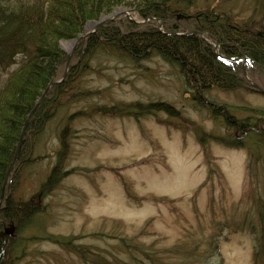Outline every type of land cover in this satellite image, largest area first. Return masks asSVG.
Returning <instances> with one entry per match:
<instances>
[{
	"label": "rangeland",
	"instance_id": "rangeland-1",
	"mask_svg": "<svg viewBox=\"0 0 264 264\" xmlns=\"http://www.w3.org/2000/svg\"><path fill=\"white\" fill-rule=\"evenodd\" d=\"M208 2L237 25L264 29V0H201L196 9ZM130 15L143 20L117 8L100 21ZM97 22L87 31H96ZM78 43L64 39L60 45L73 55ZM94 58L74 86L75 101L30 141L28 158L36 162L18 168L14 200L35 199L40 209L36 225L21 233L40 238L18 264H255L260 236L252 227L260 213L249 197L255 189L264 199V175L255 183L248 150L217 142L227 133L224 123L198 106L164 58L134 61L109 52ZM243 66L239 75L250 87L212 88L206 95L249 117L241 107L264 109V72L250 62ZM8 71L0 69V76ZM158 102L174 106L176 114L127 110ZM58 160L63 177L38 194ZM11 226L19 239L16 222L3 232Z\"/></svg>",
	"mask_w": 264,
	"mask_h": 264
},
{
	"label": "trees",
	"instance_id": "trees-1",
	"mask_svg": "<svg viewBox=\"0 0 264 264\" xmlns=\"http://www.w3.org/2000/svg\"><path fill=\"white\" fill-rule=\"evenodd\" d=\"M200 1L0 0V69H10L4 78L0 76V264H18L28 254L30 242L40 238L37 234L21 237L23 228L36 225L40 209L35 199L15 201L13 183L18 168L31 158L30 141L44 133L60 110L75 101L74 86L91 69V59L98 52L134 61L156 55L176 66L198 106L215 121L224 123L227 133L216 136L220 140L217 142L248 150L254 161L249 172L255 183L264 175V109L241 107L250 114L242 117L206 95L212 88L250 87L239 75L241 62L232 57H246L264 72V29L248 34L242 25L234 23L237 28H233L224 21L226 11L220 14L218 7L209 2L198 10ZM117 8L134 10L142 19L156 21L137 23L126 17L124 21L110 18L99 23ZM158 20L164 21L162 28ZM95 21L96 31L88 32L86 26ZM180 21L187 26L180 25ZM64 39H79L73 55L61 47ZM62 70L65 78L58 81ZM140 108L145 113L161 110L176 114L175 107L164 102L148 107L132 104L127 110L135 114ZM63 133L65 138L66 131ZM36 160L30 159L31 164ZM60 165L58 160L38 194H45L63 177ZM253 197L260 213L259 225L252 227L260 236L256 239L255 264H264V199L255 189L249 199ZM11 222L20 225L19 239L2 230ZM47 236L58 243L68 242L64 237Z\"/></svg>",
	"mask_w": 264,
	"mask_h": 264
},
{
	"label": "bare ground",
	"instance_id": "bare-ground-1",
	"mask_svg": "<svg viewBox=\"0 0 264 264\" xmlns=\"http://www.w3.org/2000/svg\"><path fill=\"white\" fill-rule=\"evenodd\" d=\"M223 12L221 11L220 12V14H222ZM226 16H223V17H221V18H225ZM225 23H227V24H229L230 26H232L233 28H237L236 26H234V21L229 17V16H227V18H225ZM245 27V26H244ZM246 28V27H245ZM247 31H246V33H248V34H250V33H253V30L252 29H249V28H247L246 29ZM213 44H214V46L217 48V42L216 41H214L213 40Z\"/></svg>",
	"mask_w": 264,
	"mask_h": 264
},
{
	"label": "water",
	"instance_id": "water-1",
	"mask_svg": "<svg viewBox=\"0 0 264 264\" xmlns=\"http://www.w3.org/2000/svg\"><path fill=\"white\" fill-rule=\"evenodd\" d=\"M2 199H3V197H2ZM11 232L13 233L14 232V229H12Z\"/></svg>",
	"mask_w": 264,
	"mask_h": 264
}]
</instances>
